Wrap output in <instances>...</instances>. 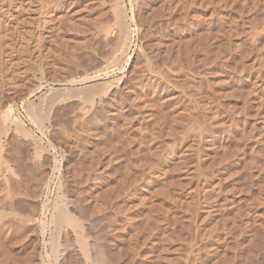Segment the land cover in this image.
<instances>
[{
  "label": "rangeland",
  "instance_id": "rangeland-1",
  "mask_svg": "<svg viewBox=\"0 0 264 264\" xmlns=\"http://www.w3.org/2000/svg\"><path fill=\"white\" fill-rule=\"evenodd\" d=\"M114 12L129 27L120 51ZM244 133L255 144L244 155L249 182L264 159V0H0V226L26 221L45 243L26 257L6 242L0 264H82L66 252L49 257L52 234L60 245L71 238L59 213L56 232L49 216L60 200L84 212L105 186V168L117 226L128 210L140 240L156 232L146 242L153 251L165 231L185 240L194 233L205 264H235V244L223 250L220 201L226 167L236 182L243 171ZM100 236L93 263L128 264L121 243L113 257Z\"/></svg>",
  "mask_w": 264,
  "mask_h": 264
},
{
  "label": "bare ground",
  "instance_id": "bare-ground-1",
  "mask_svg": "<svg viewBox=\"0 0 264 264\" xmlns=\"http://www.w3.org/2000/svg\"><path fill=\"white\" fill-rule=\"evenodd\" d=\"M119 5V4H118ZM121 7V6H120ZM9 9V8H8ZM7 9V10H8ZM117 10L115 11H118V7L115 8ZM6 10V9H5ZM121 10V9H120ZM10 12V11H9ZM122 13V12H121ZM114 17H115V23L116 25L118 26L119 30H120V45L118 44L117 45V48L119 47H124L127 46L125 45L124 46V41L123 39L126 37L127 34V30L128 28L126 27V23L125 20H124V17H122L123 15H119V13H115L114 12ZM119 15V16H118ZM125 15V14H124ZM117 16V17H116ZM133 20V18H132ZM128 25V23H127ZM129 31V30H128ZM126 49V48H125ZM118 51H120V48L117 49ZM122 52V50H121ZM150 70V69H149ZM104 71V70H103ZM99 73V72H98ZM96 76V74H95ZM98 76V75H97ZM166 77V76H165ZM159 78V77H158ZM85 79V78H84ZM88 80V79H87ZM99 86V85H98ZM107 91V90H106ZM106 94V93H105ZM87 96V95H86ZM25 99V98H24ZM26 100V99H25ZM100 101V100H99ZM37 113V112H36ZM45 114V113H44ZM45 118V117H44ZM3 120V119H2ZM5 120V119H4ZM4 124V123H3ZM3 126V125H2ZM247 131V130H246ZM262 132V131H261ZM260 133V132H259ZM243 134V133H242ZM245 134V133H244ZM249 134V133H248ZM248 134L246 135H242L240 139V142H241V145L239 146H242V151L241 153H239V155L236 157L237 160L236 162H238L239 164V167L242 171V173L244 174V178H245V181H244V184H239L241 183L242 179L240 178L242 175V173H238V171L240 172V170H236L237 171V175L236 176V179H237V182L235 180L232 179L231 177V174L233 171H231V169L228 170L229 168V165L226 167L227 170L225 171V180L222 181V185H225L223 187V195H222V200L220 201L221 202V212L223 214V220L221 218V221L224 223L223 224V237L221 238L222 242H223V245H224V248L223 250L226 251V253L230 252V249L232 244H235V247L233 248H236L238 251H236L237 253L235 254H238V257H236V263L235 264H264V159L262 161H260V157L255 161V163L257 161H260V163H256L258 164V167L256 164H254V166L256 167L257 171L256 174H253L254 177H251L249 179H252L254 178L253 180L249 181L248 182V172L246 173L245 170H246V167H247V164H245V161L246 163L248 162L247 159L244 157V155L246 153H251L254 149H252V147L254 148L255 144L252 146L248 145L249 144V140H251V137H247ZM251 135V134H250ZM259 135V134H258ZM96 137V136H95ZM258 137V136H256ZM238 138V137H237ZM254 137H252L253 139ZM30 139V138H29ZM258 139V138H257ZM255 139V140H257ZM254 140V139H253ZM259 140V139H258ZM257 140V142H258ZM252 141V140H251ZM256 142V143H257ZM252 143V142H250ZM255 143V142H254ZM259 143V142H258ZM262 143V142H261ZM236 144V143H235ZM260 144V143H259ZM264 144V143H263ZM101 145V144H100ZM238 145V144H237ZM261 145V144H260ZM50 146V145H49ZM238 146V147H239ZM37 147V145H36ZM228 147V146H227ZM234 147V146H233ZM39 145L37 148H34L35 150H38L37 152L34 151V154L36 155V153L38 154L39 152ZM51 148V146H50ZM224 148V147H223ZM235 148V147H234ZM237 148V147H236ZM260 148V147H259ZM231 149V148H230ZM264 149V148H263ZM91 150V149H90ZM93 150V149H92ZM2 151V150H1ZM88 151V150H87ZM229 152V149L227 150ZM227 151H225L226 153H228ZM236 151V150H235ZM240 151V150H239ZM249 151V152H248ZM246 152V153H245ZM259 152V151H258ZM40 153V152H39ZM89 153V152H88ZM92 153V152H90ZM106 153V152H105ZM249 153V155H251ZM33 154V156H35ZM46 154V153H45ZM97 154V153H96ZM234 154V153H233ZM256 154V153H255ZM259 154V153H258ZM0 156H2L0 154ZM37 156V155H36ZM40 156V154H39ZM46 156V155H45ZM226 156L229 157V155L227 154ZM231 156V155H230ZM253 156V155H252ZM90 157V156H89ZM223 157V156H222ZM225 157V156H224ZM227 157V158H228ZM2 159V157H0ZM37 158V157H36ZM35 158V161H37ZM39 158V157H38ZM106 158V156H105ZM249 158V157H248ZM263 158V157H262ZM5 159V158H4ZM44 159V158H43ZM47 159V158H46ZM91 159V158H89ZM224 159V158H223ZM92 160V159H91ZM95 159L93 158L92 161H94ZM109 161V159H107ZM226 160V159H225ZM249 160V159H248ZM252 160V159H251ZM56 161V160H55ZM89 161V160H88ZM105 161V160H104ZM227 161V160H226ZM225 161V162H226ZM231 161V160H230ZM1 162V160H0ZM5 164H4V160H3V164L5 165L4 167L9 168V165H8V160L6 158L5 160ZM57 162V161H56ZM60 162V161H59ZM106 162V161H105ZM262 162V164H261ZM93 163V162H92ZM108 163V162H107ZM222 163V162H221ZM224 163V162H223ZM60 163H58L59 165ZM87 164V163H86ZM102 164V163H101ZM251 164V163H250ZM54 165H57V164H54ZM93 165V164H92ZM225 165V164H224ZM232 165V164H231ZM110 166V165H109ZM249 166V165H248ZM253 166V165H251ZM250 166V167H251ZM52 167V166H51ZM59 167V166H58ZM90 167V166H89ZM254 167V168H255ZM57 168V167H56ZM82 169V168H81ZM90 170V172H93L91 170H95L94 167H91V168H88ZM86 169V170H88ZM106 169V168H105ZM99 170L100 172V176H101V180L103 182H105V186L102 188V191L100 193H95V195H93V199L89 201L88 199V205H86V209L85 211L83 212H77L76 210H74L72 206L76 205L75 203H72V205L69 203L70 201H68V203L70 204V206H68V204L66 205V201L64 199V202L62 201V203H65V205L61 204V200L57 203H55V208L53 210V212L51 213V216H49V218L51 217V222L53 224V222H55L54 227L53 229L55 230V232L57 231L55 228H57V220L58 219L57 217L59 216L60 217V222H58V227L59 229H61L60 226L63 225V229H65V232H66V235L70 234L71 238H65L66 240H64V243H62L60 245L61 242H59L58 240V237L56 236V234L58 233H55L54 235L52 234L50 236V239H49V243L51 245V248H49V251H51V254L53 256H49V257H55L54 259H57L59 256L61 257V255L63 254V252H66V259L68 258H71L72 256H74L75 258H80L81 259V263L82 264H92L95 260H96V256L97 254L100 256L101 254L103 253H100V249L98 248V245H99V236L101 235H98L99 233H97L98 229L99 230H102L104 229V237L103 236H100L102 239H104V249L106 252L104 253H111L112 256L114 257V253L112 252L114 250V247H115V243H124V241L126 242L127 240L129 241V243H127V245L125 246H128V249L126 251V248H120L121 247V244L119 245V248L120 251L119 253L121 252V250H125V253H121V255H126L128 257V253H130V256L129 258H127L126 262H128V264H149V263H153V264H201L205 257H203L204 259H201L202 257H200L201 255H199V251L201 250L200 248V245L196 242V240H198V238L196 239V236L194 237V233L193 235H189L190 239L189 240H185L183 239L182 237H179V238H172L171 235H169L168 233H163L162 235H160L161 239L159 240L160 243H157L158 245L160 244V246H158L159 248V253L156 254V250H158L156 248H154V252L153 251V247H150L151 245L154 244V241L152 240L151 241V236H153V234H155L156 232H154L153 234H151V232L149 234H151V236L148 234H146L147 236L144 235V237H141L142 239L140 240L139 238V235L136 233L137 231H134L135 229H138V228H132V224L130 222V217H129V212L128 210L124 212H122V217L120 219V225L117 226V219L115 218V205L117 206V202H115V199H114V195H112V192L110 190L111 189V183L112 181L111 178H110V175L109 173L107 172V170ZM239 169V168H238ZM252 169V168H251ZM52 170V169H51ZM55 170V168H54ZM58 170V168H57ZM98 170V169H97ZM95 170V171H97ZM109 170V169H108ZM234 170V171H235ZM248 170L250 171V168H248ZM253 170V169H252ZM94 171V172H95ZM250 173V172H249ZM99 174V173H98ZM252 175V173H250ZM53 175V174H52ZM234 175V172L232 174V176ZM48 177V176H47ZM52 177V176H51ZM90 177V176H88ZM219 177V176H218ZM250 177V176H249ZM50 178V177H49ZM243 178V176H242ZM243 178V180H244ZM83 179V178H82ZM85 179V178H84ZM235 179V178H234ZM241 179V180H240ZM49 180V179H48ZM52 180V179H51ZM88 180V179H87ZM85 180V181H87ZM232 180L236 182H234V185H232ZM238 180H239V183H238ZM20 181V180H18ZM24 181V180H22ZM77 181V180H76ZM80 181V180H79ZM91 181V180H90ZM89 181V182H90ZM27 182V181H26ZM25 181L22 182V183H26ZM84 182V181H83ZM47 183V182H46ZM81 183V182H80ZM92 183V182H91ZM44 184V183H43ZM83 184V183H82ZM85 184V183H84ZM21 185V184H19ZM42 185V184H41ZM47 187V184L45 185ZM59 186V184H58ZM57 186V187H58ZM74 186V185H73ZM60 189H61V186H59ZM77 187V186H76ZM49 188V187H48ZM92 188V187H91ZM213 190V189H212ZM40 191V189H36V194L37 192ZM113 191V190H112ZM246 191V193H245ZM10 192V191H9ZM8 192V193H9ZM35 192V191H34ZM98 192V191H97ZM89 193V192H87ZM65 194V193H64ZM59 196V194H56V196ZM202 195V194H201ZM221 195V194H220ZM207 197V196H206ZM211 197V196H210ZM56 198V197H55ZM58 198V197H57ZM57 198L55 199L54 202H56ZM60 198V196H59ZM201 198V197H200ZM61 199V198H60ZM73 199V197H72ZM84 199V198H83ZM124 200V199H122ZM127 200V199H126ZM125 200V201H126ZM129 200V199H128ZM143 200V199H142ZM212 200V199H211ZM73 201V200H71ZM75 201V200H74ZM145 201V200H144ZM203 201V200H202ZM207 201V200H206ZM123 202V201H122ZM120 202V203H122ZM127 202V201H126ZM119 203V205H120ZM125 203V202H124ZM139 203V201H138ZM144 203V202H142ZM46 204V203H45ZM74 204V205H73ZM83 204V203H82ZM130 204V203H129ZM127 204V207L128 205ZM141 204V203H140ZM204 204V203H203ZM212 204V203H211ZM219 204V202H218ZM59 205H63V209H57ZM126 205V204H125ZM144 205V204H143ZM208 205V203H207ZM43 206V205H42ZM121 206H123V209H125L124 207V204L122 203ZM197 206V204H196ZM214 206V205H213ZM44 207V206H43ZM54 207V206H53ZM52 207V209H53ZM77 207V206H76ZM85 208V206H83ZM118 207V206H117ZM60 208H62V206H60ZM120 208V207H119ZM130 208V207H129ZM192 208V207H191ZM213 208V207H212ZM218 208V207H217ZM196 209V208H195ZM44 210V209H43ZM56 210H59L57 212H55ZM115 210V211H114ZM193 210V209H192ZM195 211V210H194ZM211 211V210H210ZM219 211V210H218ZM119 213H121L119 210H118ZM193 212V211H192ZM191 212V213H192ZM57 213L58 216H57ZM83 213V214H82ZM213 213V212H212ZM55 214H56V218H55ZM193 214V213H192ZM0 215H5V213L2 211L0 213ZM195 215V214H194ZM206 215V214H205ZM195 217V216H194ZM134 218V217H132ZM164 218V217H163ZM54 219V221H52ZM165 219V218H164ZM129 220V221H128ZM206 220V219H205ZM147 221V220H146ZM192 221V220H191ZM145 222V221H143ZM45 223V222H44ZM48 224H51L49 223V219L47 221ZM116 223V224H115ZM31 225V223H29ZM141 224V223H139ZM146 224V223H145ZM150 224V222L148 223ZM193 224V223H192ZM196 224V223H195ZM221 224V225H222ZM232 224V225H231ZM56 225V226H55ZM144 225V224H142ZM152 225V224H151ZM155 225V224H154ZM47 226V225H46ZM45 226V227H46ZM139 226V225H138ZM141 226V225H140ZM139 226V227H140ZM146 225L142 226L145 228ZM149 226V225H148ZM146 226V227H148ZM190 226H193V225H190ZM234 226V227H233ZM137 227V226H136ZM156 227V226H155ZM167 227V226H166ZM233 227V229L231 228ZM237 228V233L235 232H232V230L234 231L235 229L234 228ZM41 228H42V223H41ZM44 228V227H43ZM102 228V229H100ZM149 228V227H148ZM154 230V226L152 227ZM164 228V227H163ZM201 228V227H200ZM52 229V230H53ZM141 229V228H140ZM151 229V228H150ZM149 229V230H150ZM53 230V232H54ZM142 230H145L142 228ZM148 230V229H147ZM164 230V229H163ZM167 230V229H166ZM204 230V229H203ZM37 230H35V227H33L32 225L31 226H28V223H22L19 225L18 228L16 229H7L5 227V224H2L0 226V250H6V248L8 249V246L5 245L6 242L10 243V252L14 253L13 250L14 249H18L17 252L19 253H23L26 257L30 256V257H33L36 253H37V250H38V247L40 248L41 245H44L45 243H43L41 240L39 241V236H38V232H36ZM61 231H64L61 229ZM102 232V231H101ZM135 232V234L133 233ZM145 232V231H144ZM147 232V231H146ZM168 232V231H167ZM197 233H200L197 232ZM59 234V233H58ZM188 234V233H187ZM204 234V233H202ZM41 235V234H40ZM141 235V233H140ZM156 235V234H155ZM235 235V236H233ZM158 236V235H157ZM194 238H193V237ZM198 236V235H197ZM206 236V235H205ZM237 236V237H236ZM43 237V236H42ZM60 237V236H59ZM150 239H149V238ZM155 237V236H154ZM188 237V238H189ZM231 237H236V240H235V243H231L232 241L230 240ZM100 238V239H101ZM184 238H187V237H184ZM187 238V239H188ZM220 238V237H219ZM127 239V240H126ZM147 239H149L148 243L147 244H151L149 245V247L147 246L146 242H147ZM156 239V238H155ZM159 239V237L157 238ZM156 239V241H158ZM200 239V238H199ZM142 243H140V241ZM204 240V239H203ZM219 240V239H217ZM219 240V241H221ZM216 241V240H215ZM231 241V242H230ZM45 242V241H44ZM101 243V242H100ZM129 244V245H128ZM204 244V243H203ZM219 244V243H218ZM63 245V246H62ZM17 246V248H16ZM47 246V245H46ZM102 246V247H103ZM204 246V245H203ZM208 246V245H206ZM205 246V247H206ZM213 246V245H211ZM217 246V245H215ZM155 247V245H154ZM157 247V245H156ZM95 248L99 249V251L97 252L95 250ZM207 248V247H206ZM205 248V249H206ZM211 248V247H209ZM218 248V246H217ZM215 248V249H217ZM221 248V247H220ZM149 249V251H147ZM200 249V250H199ZM208 249V248H207ZM214 249V248H213ZM214 249V251H216ZM96 252H95V251ZM203 250H204V247H203ZM202 250V251H203ZM209 250V249H208ZM39 251V250H38ZM150 251L155 254H152L150 253ZM210 251H212L211 253H214L212 248L210 249ZM219 251V250H217ZM216 251V252H217ZM40 252V251H39ZM39 252H38V255H39ZM115 252V251H114ZM204 252V251H203ZM208 254L209 251H206ZM215 252V253H216ZM221 252H223L221 250ZM233 252V251H232ZM231 252V253H232ZM50 252H48V255H49ZM60 253H62L60 255ZM210 253V254H211ZM230 253V254H231ZM47 254V253H46ZM45 254V255H46ZM114 254V255H113ZM203 254V253H201ZM37 255V254H36ZM105 255V254H104ZM116 255L117 256H120L119 258H121V255H119L117 252H116ZM205 254H203L204 256ZM64 255H62L63 257ZM103 256V255H102ZM106 256V255H105ZM109 256V255H107ZM206 256V255H205ZM208 256V255H207ZM212 256V254H211ZM228 256L227 254H224V257ZM232 258L235 257L231 254ZM47 257V256H45ZM104 257V256H103ZM111 257V256H109ZM223 257V255H222ZM39 258H41L39 256ZM48 258V257H47ZM52 258V260H53ZM118 258V259H119ZM207 258V257H206ZM215 258V257H214ZM229 258V256H228ZM231 259V261H233V259ZM62 259V258H61ZM59 259V260H61ZM65 259V258H64ZM100 260V258H97ZM103 259V258H102ZM101 259V260H102ZM110 259V258H109ZM114 259V258H113ZM112 259V260H113ZM201 259V260H200ZM208 259V258H207ZM222 260H224L223 258H221ZM227 259V258H226ZM41 259H39L40 261ZM49 260V259H48ZM76 260V259H75ZM111 260V261H112ZM203 260V261H202ZM38 261V262H39ZM42 261V260H41ZM50 261V260H49ZM56 261V260H54ZM68 261V260H67ZM98 261V260H97ZM104 261V260H103ZM102 261V263H103ZM110 261V260H108ZM229 261V260H227ZM229 261V262H231ZM63 262V261H62ZM106 262V261H105ZM114 262V261H113ZM130 262V263H129ZM205 262H208L207 260L204 261V264ZM210 262H213V260H211ZM214 262H218V260L214 261ZM213 262V263H214ZM42 263V262H41ZM39 262V264H41ZM48 263H51V262H48ZM59 263V262H58ZM58 263H55V264H58ZM95 263H97L95 261ZM93 263V264H95ZM109 263V262H108ZM119 263V262H118ZM226 263V262H225ZM69 264V263H68ZM104 264V263H103ZM111 264V263H110ZM123 264V263H122ZM207 264V263H206ZM216 264V263H215ZM231 264V263H230Z\"/></svg>",
  "mask_w": 264,
  "mask_h": 264
}]
</instances>
